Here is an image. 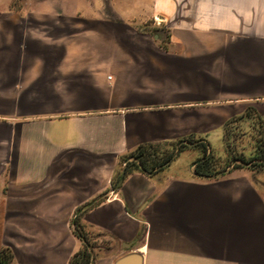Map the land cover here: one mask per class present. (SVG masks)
Here are the masks:
<instances>
[{
    "label": "crops",
    "instance_id": "obj_1",
    "mask_svg": "<svg viewBox=\"0 0 264 264\" xmlns=\"http://www.w3.org/2000/svg\"><path fill=\"white\" fill-rule=\"evenodd\" d=\"M12 0H4L11 5ZM0 13V248L11 264H264V168L200 176L264 118V0H20ZM173 151L123 174L140 145Z\"/></svg>",
    "mask_w": 264,
    "mask_h": 264
},
{
    "label": "trees",
    "instance_id": "obj_2",
    "mask_svg": "<svg viewBox=\"0 0 264 264\" xmlns=\"http://www.w3.org/2000/svg\"><path fill=\"white\" fill-rule=\"evenodd\" d=\"M247 114L250 115L249 112L244 115ZM236 117L238 116L230 119H235ZM179 142L178 151L188 145L200 149L201 155L193 162V170L197 175L213 176L224 171L223 169L216 168V164H218L219 159L213 154L209 148L208 142L205 139L188 137L180 140ZM174 154L175 153L173 151L167 150L159 152L157 147L151 144L140 145L134 152L128 155V157L131 158V161L126 162L124 165L123 174L125 175L133 169L149 172L155 168L163 167L169 163ZM234 160H240L243 165L252 161L253 167H264V147L250 161H246L243 158H236ZM73 221V231L82 240L83 248L81 251L74 254L67 264H89L92 258L89 237L85 233L84 227L78 220V217H75ZM11 259V249L8 247L0 248V264H11Z\"/></svg>",
    "mask_w": 264,
    "mask_h": 264
},
{
    "label": "rangeland",
    "instance_id": "obj_3",
    "mask_svg": "<svg viewBox=\"0 0 264 264\" xmlns=\"http://www.w3.org/2000/svg\"><path fill=\"white\" fill-rule=\"evenodd\" d=\"M11 5H5L0 0V13L5 12H26L27 8L22 7L20 0H12ZM223 143L225 155L217 156L219 162L216 168L229 169L236 165H243L240 159L250 161L264 147V118L251 117V115H240L235 119L227 120L223 125ZM252 161L247 164L249 168L259 170L264 167H253Z\"/></svg>",
    "mask_w": 264,
    "mask_h": 264
},
{
    "label": "water",
    "instance_id": "obj_4",
    "mask_svg": "<svg viewBox=\"0 0 264 264\" xmlns=\"http://www.w3.org/2000/svg\"><path fill=\"white\" fill-rule=\"evenodd\" d=\"M126 261V258H121L120 260L117 261L116 264H124Z\"/></svg>",
    "mask_w": 264,
    "mask_h": 264
}]
</instances>
